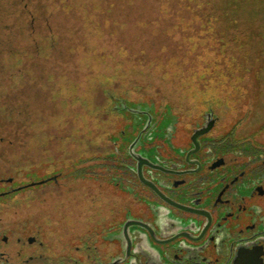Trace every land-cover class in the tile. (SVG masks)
Here are the masks:
<instances>
[{"label": "flooded vegetation", "instance_id": "af4514ba", "mask_svg": "<svg viewBox=\"0 0 264 264\" xmlns=\"http://www.w3.org/2000/svg\"><path fill=\"white\" fill-rule=\"evenodd\" d=\"M195 95L177 97L182 113L114 91L81 101L66 109L73 136L35 160L10 138L5 103L0 264H264V145L225 101ZM9 147L28 157L2 161Z\"/></svg>", "mask_w": 264, "mask_h": 264}, {"label": "rangeland", "instance_id": "374dc122", "mask_svg": "<svg viewBox=\"0 0 264 264\" xmlns=\"http://www.w3.org/2000/svg\"><path fill=\"white\" fill-rule=\"evenodd\" d=\"M109 91L176 113L177 97L222 99L264 145V0H0V117L7 103L10 138L33 160L73 136L67 108ZM13 150L1 160H21Z\"/></svg>", "mask_w": 264, "mask_h": 264}]
</instances>
